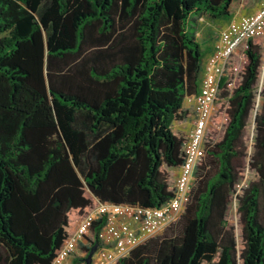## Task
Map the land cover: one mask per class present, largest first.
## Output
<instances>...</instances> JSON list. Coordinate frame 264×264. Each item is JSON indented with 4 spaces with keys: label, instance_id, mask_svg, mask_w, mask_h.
I'll return each mask as SVG.
<instances>
[{
    "label": "trees",
    "instance_id": "16d2710c",
    "mask_svg": "<svg viewBox=\"0 0 264 264\" xmlns=\"http://www.w3.org/2000/svg\"><path fill=\"white\" fill-rule=\"evenodd\" d=\"M233 3L0 0V264H53L97 206L175 196L187 142L175 125L205 58L197 25ZM263 71L258 37L220 83L181 215L114 264H264Z\"/></svg>",
    "mask_w": 264,
    "mask_h": 264
},
{
    "label": "built area",
    "instance_id": "2783aa9c",
    "mask_svg": "<svg viewBox=\"0 0 264 264\" xmlns=\"http://www.w3.org/2000/svg\"><path fill=\"white\" fill-rule=\"evenodd\" d=\"M258 37H264V1L257 12L231 21L220 31L215 41L200 91L193 98L194 120L192 129L186 134L185 161L174 179L175 196L156 209L113 204L97 206L77 225L74 235L53 264H74L79 244L87 238L93 224L99 219L105 218L106 225L97 245L96 264H114L181 215L193 187L195 169L205 156V141L218 109L220 83L226 76L233 56L248 41Z\"/></svg>",
    "mask_w": 264,
    "mask_h": 264
},
{
    "label": "crops",
    "instance_id": "0c3cea01",
    "mask_svg": "<svg viewBox=\"0 0 264 264\" xmlns=\"http://www.w3.org/2000/svg\"><path fill=\"white\" fill-rule=\"evenodd\" d=\"M257 10L256 8H254V10L251 12L255 13ZM251 12H246L245 10H242V9L235 11V10H232L231 8V17L227 18V20L226 19H213L208 16H204L200 18V21L197 25V28H198L197 38H198L199 43L202 46V49L205 50V58L203 60L201 76H203L204 72L208 68V65H209V62L211 60V56L213 53L214 44L220 34V31L224 29L231 21L236 20L241 16L253 14ZM200 36H201V39H199ZM194 96L195 95H191L188 98H186L185 104H184L185 108L189 110V117L185 119L182 123L175 125V129L184 134H187L192 129V125H193L192 123L194 120V113H193ZM178 172H179V168L172 172L173 183H174V179L177 176Z\"/></svg>",
    "mask_w": 264,
    "mask_h": 264
},
{
    "label": "rangeland",
    "instance_id": "374dc122",
    "mask_svg": "<svg viewBox=\"0 0 264 264\" xmlns=\"http://www.w3.org/2000/svg\"><path fill=\"white\" fill-rule=\"evenodd\" d=\"M263 1L264 0H234V3L232 5V10L238 11V10L242 9V10H245L246 12H251L254 10V8H256V10L258 8V10H259L260 5ZM251 13H253V12H251ZM199 39H201V36L199 37ZM202 83H203V76H201V79H200V87H201ZM263 85H264V82H263ZM252 136H254V122H253V120H251V122L249 124V129H248V137L252 138ZM250 179H251V176L249 174H247L244 181L240 185V187H245L247 185V183L250 181ZM263 204H264V199H263ZM234 209H235V205H233L230 208V215L231 216L234 215ZM161 233H163V230H161L156 235H160ZM93 242H94V236L90 233L87 236V238L79 244L78 251H77L75 259H74V261H75L74 264H85V260H86L87 256H86L85 252L83 251V248L91 247ZM92 247H95V246H92ZM98 251H99V247H97L95 252H94L92 264H96V261H98Z\"/></svg>",
    "mask_w": 264,
    "mask_h": 264
},
{
    "label": "water",
    "instance_id": "95a60500",
    "mask_svg": "<svg viewBox=\"0 0 264 264\" xmlns=\"http://www.w3.org/2000/svg\"><path fill=\"white\" fill-rule=\"evenodd\" d=\"M96 248H97L96 246L92 248L90 254L88 255V257L85 260V264H92L93 255H94Z\"/></svg>",
    "mask_w": 264,
    "mask_h": 264
}]
</instances>
